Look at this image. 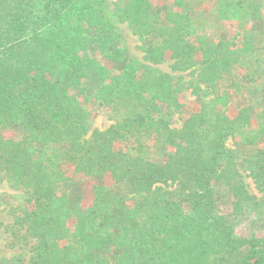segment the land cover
Masks as SVG:
<instances>
[{"label":"trees","instance_id":"1","mask_svg":"<svg viewBox=\"0 0 264 264\" xmlns=\"http://www.w3.org/2000/svg\"><path fill=\"white\" fill-rule=\"evenodd\" d=\"M206 3L221 20L264 15V0ZM173 4L182 10L152 0H118L110 11L106 0H0V170L28 196L17 222L36 241L31 264H264V229L241 235L234 224L255 198L246 176L264 187V40L210 41L190 10L201 2ZM116 19L148 40L135 67L115 50ZM168 59L174 70L200 66L207 83L228 78L248 102L231 118L202 96L173 127L183 104L175 77L158 67ZM91 99L129 111L92 129Z\"/></svg>","mask_w":264,"mask_h":264},{"label":"rangeland","instance_id":"2","mask_svg":"<svg viewBox=\"0 0 264 264\" xmlns=\"http://www.w3.org/2000/svg\"><path fill=\"white\" fill-rule=\"evenodd\" d=\"M118 0H106L109 5V11L113 8ZM201 2L197 7L195 5L190 9L195 17L197 33L200 36L208 38L210 41H219L225 38H236L239 43L243 40L244 34H251L257 40H264V15L259 21H240L238 19L228 18L221 20L214 6L206 3L202 7V0H193ZM213 0H209L212 3ZM153 4L159 7L170 6L176 10H182L181 7L175 6L174 0H152ZM208 4V6H207ZM213 5V3H212ZM264 12V7H263ZM118 39L115 50L125 59L127 68L137 66L138 61L146 56V47L148 40L145 36L137 33L128 21L115 20ZM264 43L259 42L258 47L262 49ZM264 53L263 50H261ZM104 64L111 70L113 74L117 72L115 62L104 60ZM175 60L168 59L158 67L172 74L175 77L174 85L179 89V99L183 104L182 110L172 117V124L175 128H181L183 122L193 113L200 110V102L202 96L207 101L215 103V112L234 118L238 115L239 108L248 102L245 96L247 89L236 88L231 86L228 78L226 82L211 81L207 83L202 81L201 67H193L188 70H174ZM217 88H220L219 91ZM202 92L204 94H202ZM217 94H220L218 97ZM261 100L264 98L260 97ZM92 129L106 130L111 125L120 121L121 117L128 113V109L120 104L118 105H102L95 99H91L85 104ZM150 122V120L148 121ZM14 135V131L7 132ZM237 136L240 140L243 138L242 133ZM248 133L245 132L244 136ZM234 139L232 136L228 139V145L233 146ZM242 149H248L243 147ZM248 171H245L247 173ZM246 182L250 192L255 196L249 205L245 208V213L234 219L236 232L238 234L250 235L254 232L260 233L264 229V187L260 190L253 178L246 176ZM93 185L91 180H85L83 190L85 197H89V189ZM0 192L4 194V203L0 205V264H31L30 258L32 248L35 245V239L27 231V227L17 222L18 217L23 212V206L26 204L27 194L22 187H15L4 177L0 170ZM227 196L223 195L221 200V212L227 213V205L225 204Z\"/></svg>","mask_w":264,"mask_h":264}]
</instances>
